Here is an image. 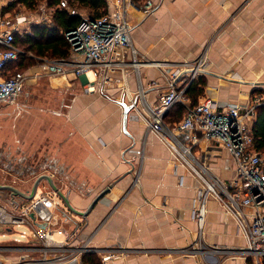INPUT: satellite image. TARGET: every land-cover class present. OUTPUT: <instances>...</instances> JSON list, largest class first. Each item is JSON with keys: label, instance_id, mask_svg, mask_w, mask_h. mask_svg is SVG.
Instances as JSON below:
<instances>
[{"label": "crops", "instance_id": "0c3cea01", "mask_svg": "<svg viewBox=\"0 0 264 264\" xmlns=\"http://www.w3.org/2000/svg\"><path fill=\"white\" fill-rule=\"evenodd\" d=\"M146 1L137 0L129 13L137 58L175 64L202 53L208 56L209 69L199 76L203 92L195 99L187 95L190 103L211 97L223 108L264 101V0H152V12L145 13ZM10 4L0 0V18L7 23L14 7ZM45 5L51 16L25 9L23 36L53 23L55 5ZM4 48L0 44V51ZM28 70L26 83L35 87L23 88L14 102L0 104V160L24 163L19 170L23 179L0 183V204L18 208L37 183L35 195L56 191L57 205L40 206L32 216L54 230L58 251L24 249L41 245L31 223L14 224L33 231L29 235L24 230L20 237L13 224L5 225L0 236L15 237L0 242V264H19L25 258L36 260L31 264H49L41 261L44 255L61 254L70 257L55 264H93L90 259L101 264L103 253L111 249L119 253L107 264H252L240 253L247 240L236 217L211 196L204 252L179 251L192 247L198 234L193 209L201 182L141 116L167 89L163 71H171L170 66L118 67L104 89L89 92L83 77L52 74L43 65ZM179 105L167 112V124L183 117ZM193 154L195 167L225 181L233 177L235 161L224 146L201 141ZM80 244L100 251L73 259L71 250Z\"/></svg>", "mask_w": 264, "mask_h": 264}, {"label": "built area", "instance_id": "2783aa9c", "mask_svg": "<svg viewBox=\"0 0 264 264\" xmlns=\"http://www.w3.org/2000/svg\"><path fill=\"white\" fill-rule=\"evenodd\" d=\"M14 0H9L12 2ZM60 8H66L72 15H81L78 26L65 32L70 43L67 56L45 59L43 68L52 74L83 77L84 89L101 90L110 81V74L118 67L130 65L139 68L143 64H154L162 68L170 66L171 71L164 70L167 89L161 94L154 106H146L141 111L146 127L158 134L169 146L172 155L192 168L195 176L201 182L197 190V199L193 209L194 218L198 225V234L192 247L179 251L183 254L203 253V231L207 216V201L215 197L222 202L228 212L233 214L238 222L239 229L247 240L246 246L240 251L246 260L252 264H264V153L257 150L252 132V123L256 115V108L264 104L258 98L250 104H231L223 108L215 105L211 97H205L197 103L188 101L186 90L200 74L209 69V60L206 53H202L193 60L177 63L149 62L137 58V50L132 42L133 26L129 20L134 0H112L108 3V12L102 16L81 14L72 7L67 0H60ZM152 0H147L144 12L153 10ZM46 15V14H45ZM15 22L7 25V21L0 18V44L5 46L0 51V104L14 102L26 82L24 71L12 72L8 66L16 61L22 50L15 44L16 32L20 24L28 21L26 16H16ZM42 21H46L43 17ZM132 55L126 60L127 54ZM165 69V68H164ZM143 93V89H142ZM183 104L185 112L181 120L173 125L165 121L167 112L176 104ZM136 100L132 99L131 105ZM187 131V141L180 139L179 134ZM201 141H209L224 146L235 161L233 177L225 181L213 174L205 167H195L194 148ZM196 163V162H195ZM57 192L47 190L33 196L30 200H22L18 208H7L0 204V228L10 224H33L34 231L41 245L26 247L27 250H39L44 254L57 252V241L52 236L47 224L44 226L35 222L38 208L45 206L55 207L54 197ZM62 232L60 228H56ZM70 251V250H69ZM98 248L87 244L74 246L71 250L77 255L86 252H99ZM118 249L104 252L101 264L114 258ZM76 256V257H75ZM70 256L57 255L53 258L43 256L41 261L55 264L68 260ZM34 259L25 258L19 264H31Z\"/></svg>", "mask_w": 264, "mask_h": 264}, {"label": "trees", "instance_id": "16d2710c", "mask_svg": "<svg viewBox=\"0 0 264 264\" xmlns=\"http://www.w3.org/2000/svg\"><path fill=\"white\" fill-rule=\"evenodd\" d=\"M44 0H14L11 2V7L17 3H22L30 9H36L37 6ZM135 1V0H134ZM137 1V0H136ZM135 1V2H136ZM60 0H48V6L55 5V12L53 13V23L49 26H37L34 28L33 34L20 35L16 32L15 44L22 52L16 61L9 64L8 68L12 71H24L28 65H31L32 57L30 52L36 57H53L60 58L67 56L70 48V43L65 37L67 30L73 29L79 25L81 15H72L66 8H60L58 3ZM72 7L80 6L88 10L89 14L93 16H102L108 12L107 0H71ZM76 5V6H75ZM57 6V7H56ZM29 62V64H28ZM28 64V65H27ZM33 64V63H32ZM203 81L198 77L194 80L186 90V95L195 99L203 92ZM194 102L192 104H195ZM182 105V104H181ZM179 105L180 112H185L184 106ZM252 132L254 135V142L257 150L264 153V104L257 106L256 115L252 123ZM90 259V258H89ZM86 258V260H89ZM93 264H99L93 259H90Z\"/></svg>", "mask_w": 264, "mask_h": 264}, {"label": "rangeland", "instance_id": "374dc122", "mask_svg": "<svg viewBox=\"0 0 264 264\" xmlns=\"http://www.w3.org/2000/svg\"><path fill=\"white\" fill-rule=\"evenodd\" d=\"M69 3H71V0H67ZM112 0H108V2H111ZM9 2V0H8ZM136 3V2H135ZM44 4H47L46 1H42L36 9H31V10H28V13L30 14H37V13H41V14H46V15H50L51 16V11L50 9L48 10L46 5L45 7L43 8L42 6ZM76 6V5H75ZM41 8V9H40ZM43 8V9H42ZM77 10L81 13V14H84V15H87L89 14L88 10H86L85 8L83 7H80V6H76ZM25 9H28L26 5L24 4H21L19 5V3L15 4L14 7L10 10V15L8 18H10V22H15L16 20V16L19 15V16H22L23 14L26 13V10ZM51 12V13H50ZM28 14V15H30ZM25 22V21H24ZM24 30V26H23V23L20 24V30L18 32H20L19 34L22 35L21 33L23 32ZM50 58H53V57H48L47 59H50ZM33 63V64H32ZM44 63V60H41V59H38V58H33L32 59V62L30 63L31 65H28L29 62H28V66L25 67V68H22L26 71V78H27V74L29 72V68L31 66H40V65H43ZM76 78H79V77H76ZM35 87V85L32 84V82H29V83H26L25 82V85H24V89H29V88H33ZM36 99V98H35ZM34 99V100H35ZM33 100V99H31ZM189 134V133H188ZM187 131H184L180 134V138L185 142L187 141L188 137H187ZM199 158V157H198ZM200 159V158H199ZM36 163V162H34ZM22 165H24V163H21L19 161H1L0 160V183L2 184H5V185H8V184H15L16 180H21L23 179L22 177L23 176H20L19 175V170H21L22 168ZM31 180H35V178H32ZM13 229L17 232V235L18 237H20V233L23 232L24 230L29 234V235H33V231L32 229H30L28 226L26 225H13L12 226ZM15 236H0V242L1 241H4V240H10V239H13Z\"/></svg>", "mask_w": 264, "mask_h": 264}, {"label": "water", "instance_id": "95a60500", "mask_svg": "<svg viewBox=\"0 0 264 264\" xmlns=\"http://www.w3.org/2000/svg\"><path fill=\"white\" fill-rule=\"evenodd\" d=\"M37 184H38V183H37ZM37 184L34 186V189H33L32 193H31V195H27L25 198H27L28 200H30V199L33 198V196H34L35 193H36ZM13 189H14V188H13ZM43 226H44V225H43Z\"/></svg>", "mask_w": 264, "mask_h": 264}]
</instances>
